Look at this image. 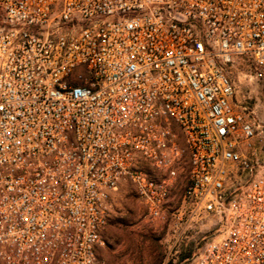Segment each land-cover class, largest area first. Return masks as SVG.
<instances>
[{"label":"built area","instance_id":"1","mask_svg":"<svg viewBox=\"0 0 264 264\" xmlns=\"http://www.w3.org/2000/svg\"><path fill=\"white\" fill-rule=\"evenodd\" d=\"M264 0H0V264H100L130 187L214 221L193 264H264Z\"/></svg>","mask_w":264,"mask_h":264},{"label":"rangeland","instance_id":"2","mask_svg":"<svg viewBox=\"0 0 264 264\" xmlns=\"http://www.w3.org/2000/svg\"><path fill=\"white\" fill-rule=\"evenodd\" d=\"M236 103L264 124V76L256 78L252 62L236 60L231 67ZM259 156L264 160V144ZM214 221L150 222L133 190L127 187L116 201L114 213L98 250L100 264H193L211 238Z\"/></svg>","mask_w":264,"mask_h":264},{"label":"crops","instance_id":"3","mask_svg":"<svg viewBox=\"0 0 264 264\" xmlns=\"http://www.w3.org/2000/svg\"><path fill=\"white\" fill-rule=\"evenodd\" d=\"M126 188L122 189L119 193L115 194L113 197V204H114V210H115V206H116V201L117 198L119 197V195L123 192V190H125ZM114 213V212H113Z\"/></svg>","mask_w":264,"mask_h":264}]
</instances>
